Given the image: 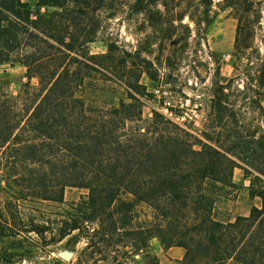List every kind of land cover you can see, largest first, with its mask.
<instances>
[{
    "label": "trees",
    "instance_id": "1",
    "mask_svg": "<svg viewBox=\"0 0 264 264\" xmlns=\"http://www.w3.org/2000/svg\"><path fill=\"white\" fill-rule=\"evenodd\" d=\"M123 2L37 0L32 8L0 0V65L20 63L27 78L16 97L0 80V181L19 188L16 200L62 202L67 187L87 189L63 213L57 233L59 240L77 229L84 235L77 264H161L154 238L165 249H185L178 264H264V53L251 60L264 0L219 3L237 19L235 68L240 73L254 61L256 73H244L249 79L241 87L231 85L233 77L217 83L211 124L201 136L158 110L143 117L149 93L140 76L150 60L112 40L106 52H91L103 19ZM158 2L132 0L130 7L153 22L163 13ZM198 5L197 18L209 25L214 0ZM45 6L54 9L44 14ZM184 7L175 19L194 18ZM130 57L139 58L138 71L130 69ZM95 77L123 81L126 96L118 106L87 104V80ZM234 92L256 102L260 125L252 128L238 116L229 100ZM236 167L244 169L249 196L259 204L247 215L218 217L223 192L236 186ZM13 207L16 201L0 197V264H15L28 233L43 230L17 220Z\"/></svg>",
    "mask_w": 264,
    "mask_h": 264
},
{
    "label": "rangeland",
    "instance_id": "2",
    "mask_svg": "<svg viewBox=\"0 0 264 264\" xmlns=\"http://www.w3.org/2000/svg\"><path fill=\"white\" fill-rule=\"evenodd\" d=\"M23 1L29 2L32 8L36 7L37 0ZM115 1L117 0H108ZM122 1V4L116 3L120 8L115 15L103 19L99 38L90 44L91 52H106L107 42L112 40L120 50L124 49L132 55L136 51L140 57L150 60L152 64L147 65L140 76L141 83L149 93L143 107V117L148 118L152 110L160 111L166 101L175 115L180 116V121L201 136L202 131L211 124V99L217 83H225L233 77V81H229L231 85L241 87L249 79L244 73L252 76L256 73L254 61L240 73L241 69L235 68L236 57L233 51L237 19L232 10L219 4L222 0H214L215 16L207 25L197 18L201 12L198 0H159L157 7L163 12L162 16H156L151 22L145 13L132 11V0ZM184 6L194 15L193 19L188 16L181 21L175 19ZM261 7L263 11L255 24L251 60H256V56L264 53V2ZM53 9L54 7L45 6L41 11L49 14ZM168 33L172 34L170 38L166 37ZM129 61L130 69L138 71V67H141L138 64L139 58L130 57ZM134 62L135 64H131ZM218 66L220 73L217 71ZM25 71L20 63L0 65V80L11 96L16 97L27 81ZM35 82V79L31 80L32 84ZM156 89L164 90L165 94L161 92L160 95ZM243 94L236 92L229 100L239 109L238 116L244 117V123L255 128L261 124L257 104L250 96L244 98ZM125 96L123 81L119 78L88 79L84 91L85 100L90 106H118ZM244 101L251 103L248 106ZM262 102L264 104V100ZM196 113L202 119L200 130L194 122ZM233 181L236 184L234 190L231 193L225 190V198L218 202V217L247 215L253 204H259L258 198L249 196V179L245 177L242 167L234 169ZM18 192L19 188L12 181H0L1 199L11 198L18 204L17 211L15 207L12 208L15 211L14 217L27 222L32 220L40 224L43 230L40 233H28L29 242L25 244L27 250L15 257V264H77L79 252L86 245L84 235L77 229L59 240L57 233L63 213L67 210L73 211L72 206L86 198L87 189L67 187L62 202L16 200ZM151 248L158 255L161 264H178L177 259L167 253L168 249L163 248L157 238L151 241ZM67 254L70 255L69 258L64 256Z\"/></svg>",
    "mask_w": 264,
    "mask_h": 264
},
{
    "label": "built area",
    "instance_id": "3",
    "mask_svg": "<svg viewBox=\"0 0 264 264\" xmlns=\"http://www.w3.org/2000/svg\"><path fill=\"white\" fill-rule=\"evenodd\" d=\"M156 91L160 94H165L164 93V90L163 91H160L159 89H156ZM160 94V95H161ZM160 112L167 118L175 121V122H178L180 123L181 125L187 127L188 129H190L183 121H180V116H176L175 113L173 112V110L167 105V102L164 101L163 102V105L162 107L160 108ZM196 115V118H195V125L197 127H199L198 129L200 130V123H201V117H199L198 113L195 114ZM192 132H194L195 134H198L196 133V131H194L193 129H190Z\"/></svg>",
    "mask_w": 264,
    "mask_h": 264
},
{
    "label": "crops",
    "instance_id": "4",
    "mask_svg": "<svg viewBox=\"0 0 264 264\" xmlns=\"http://www.w3.org/2000/svg\"><path fill=\"white\" fill-rule=\"evenodd\" d=\"M184 252L185 250L181 246H173L167 250V253L170 254L171 256H174L177 259V261L183 257Z\"/></svg>",
    "mask_w": 264,
    "mask_h": 264
},
{
    "label": "water",
    "instance_id": "5",
    "mask_svg": "<svg viewBox=\"0 0 264 264\" xmlns=\"http://www.w3.org/2000/svg\"><path fill=\"white\" fill-rule=\"evenodd\" d=\"M65 257H67V258H69L70 257V255L69 254H67V255H64Z\"/></svg>",
    "mask_w": 264,
    "mask_h": 264
}]
</instances>
